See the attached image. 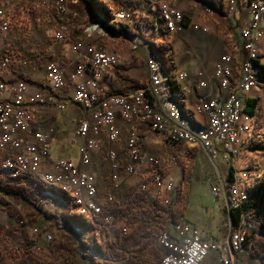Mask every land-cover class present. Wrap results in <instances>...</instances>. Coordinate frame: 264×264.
Returning <instances> with one entry per match:
<instances>
[{
    "label": "built area",
    "instance_id": "1",
    "mask_svg": "<svg viewBox=\"0 0 264 264\" xmlns=\"http://www.w3.org/2000/svg\"><path fill=\"white\" fill-rule=\"evenodd\" d=\"M127 1L128 5L119 6L116 9L119 14L131 15L134 19L138 4L148 5V2H157L158 8H163L167 24H172V35L181 33L186 28L185 14L177 4L170 0ZM262 3L264 0H247L250 17L239 29L246 57L244 84L240 88L242 92H246L247 85H250L251 80L254 79L250 77L248 69V62L253 53L250 39L255 32L264 29L262 26L264 18L261 17ZM205 6L212 9L207 4ZM27 11V6L22 3V9L18 10L16 17H11L9 21H0V35L12 32ZM227 13L228 15L233 14V12ZM150 16L154 20L157 19L156 12ZM66 20L68 19L64 9H56L44 17L46 25L55 26L54 38L62 45H69L79 61L75 69L69 72L66 66L57 61L49 62L46 73L51 80V85L48 89H39L30 93L31 83L27 78L21 75L6 77L11 70V58L8 55L0 58V150L4 153L0 168L10 167V175L13 177L26 174L37 176L43 181H63L64 184H69L70 190L74 191L75 208L94 216L97 232L102 233L103 238L112 240L115 239L118 230H122L123 233L130 231L131 224H128V215L137 214L140 207H135L133 211L124 214L121 212L105 214L103 206L97 200L99 194L97 185L92 175L86 170L92 161L94 152L102 151L106 154L111 163L114 181L122 176L139 175L142 178L143 174H152V182L149 185L153 189L152 198L157 200H161V197H166L167 194L172 195L175 191V184L164 173L161 160L149 154L142 146L136 128L137 119H143L138 100L133 103L114 102V92H112L111 98L100 101V89L96 85L99 80L103 79L105 73L117 64L116 53L103 47H97L95 43H88L84 39H71L70 32L64 30ZM146 63L150 64L149 84L139 85V88H152L158 96L157 118L152 129H146V132L155 131L156 127H163L178 132L183 137H192L201 142L200 152L206 155L213 169L211 192L221 201L228 220L231 222L230 211L235 206L245 203L242 192H232L231 183L227 181L229 163L234 158V152L239 151V144L233 141V133L241 132V129H235V117L236 115L244 116L243 101L238 95L231 101H221V97L215 94L212 88L200 98L195 106L197 113H208V120L197 121L200 125V132H192L188 129V121L181 120L173 109V104L170 107L166 106L169 97L164 91L161 71L154 63L151 50H148ZM229 65H231V59L227 52L217 61L212 74L208 75L204 68L198 71L202 79L197 87L203 88L208 86L209 82H217L222 89L226 90L228 81L232 80ZM179 74L182 94L185 95L192 91L186 85L189 72L179 71ZM79 77L82 79L78 80ZM68 79L75 81V93L72 99L82 110L76 130L77 135L82 138L80 156L78 161L72 158L52 161V170L46 171L44 162H49L51 140L56 128L50 127L47 131L32 129L33 110L37 105L63 109L65 105L55 97V92L66 87ZM114 106L121 109L123 119L131 126L122 151L127 159L124 163L121 162L120 153L115 147V143L122 137V131L116 122ZM103 129L107 131V142L99 138ZM28 136L34 139L28 140ZM171 160H176V157H172ZM108 200L113 202L114 196L110 195ZM170 205H172L171 202ZM162 213L165 222L160 227L157 238L158 244L164 249L161 264H202L211 250L218 251V264H239V253H245L253 258L250 254V247L246 245L248 237L252 236V240L264 239V229L257 231L246 229L245 218H250V216L245 210L242 212L239 234H232L231 228L229 235L222 241L204 237L199 227L183 218L171 226L169 213L167 211ZM42 233L45 241H54L55 235L52 231L46 229L42 230ZM254 259L259 264L261 263L259 259Z\"/></svg>",
    "mask_w": 264,
    "mask_h": 264
},
{
    "label": "crops",
    "instance_id": "2",
    "mask_svg": "<svg viewBox=\"0 0 264 264\" xmlns=\"http://www.w3.org/2000/svg\"><path fill=\"white\" fill-rule=\"evenodd\" d=\"M170 1L177 4V6L184 13L187 12L188 16L185 30L181 33H175L171 35L170 39L167 42L171 50V60L174 61V63L170 64L189 72V78L186 81V85L190 87L192 91L191 94L188 93L183 95L180 85V90L178 92L168 95L169 98L166 101V106L170 107L173 104V109L178 112L181 120L188 121V129L195 130L200 128L198 122H204L205 120H208V113L200 114L195 110L196 104L205 93L209 92L213 88L215 90V94L221 97V101H226V99L232 94V92H235L236 94L238 93L244 95L245 97H249L252 100H255L257 105V110L254 114L243 111L244 116L242 115L241 121L239 123V129H241L242 137H245V135H247L249 138L254 139V141L257 140L256 138H264V84L252 87L250 90H246V92H242L240 90L241 83L244 81V73H242L241 69L244 68L243 66L246 63L245 50L242 52V59L238 61L240 71L234 74L231 85L226 87V90L222 89L217 82H209L208 86L203 88L197 87L199 81L202 79V77L199 76L198 71L204 68L207 71L208 75L212 74L216 63L221 58V56L224 53L228 52L229 54L232 51L233 47L231 36L235 35L236 33V40H241L239 29L241 25L250 17L247 0H235V6L240 20L239 26L237 28H235V20L231 14L229 19L224 16L218 15L216 17H213L210 22H202L199 21V19H196V17L198 16H194L193 14L191 15L190 9L194 6L196 7V4H200L201 0ZM105 2L106 3L104 7H107L111 12L116 11L119 6L128 5L127 0H105ZM217 3L223 4L224 12H229V8H234V0H216V4ZM135 11L137 14L134 19L131 17V15H127L124 20L119 22L124 23V29L126 30L114 36V40H116L115 42H112L107 38H104L103 41H97L96 39H92L91 37L87 36H83L82 38L77 39H84L88 43H95L97 47H103L110 52L116 53L117 64L112 66L105 73L103 79L99 80L96 85L100 89V101L111 98L112 92H114L113 100L115 95L124 96L126 99V103H133L134 101L138 100L141 117H143V119H139V121L148 122L151 123L152 126H154L155 122L152 121V119L143 112L142 106L144 103L149 102V104L156 111L158 107V97L153 95L151 88H139V85L149 84V64L146 63L148 50H150L149 44L151 40H153L158 34H160L161 31H159L158 27H155V24H157V22L150 15L153 12H156V16L159 15L157 14L156 8L149 3L148 5L143 3L138 4ZM8 13L7 3L0 5V19L4 16H7ZM262 18H264V16ZM226 20H228L229 23L223 24ZM199 22L206 25H208V23L211 25H215L214 28L210 27L209 29L213 30L217 35L216 39L218 42L214 40V36L203 35L202 31L197 29V24H199ZM224 25H231L235 30V33H231L229 35V46L231 45L230 47L227 45L224 39ZM262 26L264 28V20L262 22ZM132 44L133 46L134 44H136V47L138 45V53H135L133 51ZM192 46L197 47L199 54L194 53L193 57H191V53V55L189 54L183 57L182 60L178 58L179 52H181L183 49H188L189 47L192 48ZM63 47H65V49L63 50L60 47H55L53 52L57 53L58 60H60L61 65L67 67L68 72L73 71L79 59L75 54H71L72 50L70 49L69 45ZM252 58L257 65V70L262 73L260 64L264 66V29H260L259 33L256 36V43L253 48ZM57 62L59 63V61ZM258 62H260V64ZM46 70L47 67L43 70L34 71V76L32 77V79H30V81L32 80L30 82V93L35 92L39 89L46 90L49 88V86L51 85V80L47 76ZM12 76L13 71H9L6 74L7 78H12ZM161 76L163 79L166 78V74L164 72L161 73ZM81 79V77L78 78V80ZM74 82L75 81L68 79L67 86L55 92V97H57L59 101L65 105L63 109H58L54 106L37 105L33 110L34 117L31 123V128L35 130L47 131L50 127H55L56 132L51 142L58 147H63L68 144L71 140V134L75 133L76 135V131H70L69 126L70 124H76L77 130V125L82 114L81 108L72 99L75 93ZM113 108L116 113L117 125L122 131V137L117 143H115V147L116 149H118L119 153H122L131 126L123 119L121 109L117 106H114ZM54 109H56L57 111H55ZM140 131L142 132L143 130ZM154 132L160 133V139L156 140L155 143L168 140V136L171 140L181 142L173 144L168 140L174 146L184 144L187 147L188 144L193 147H197L187 140H179L177 138V132L175 131L166 129L162 132L158 127H156V130ZM99 138L102 141L107 142L106 129H103ZM27 139L33 140L34 138L32 136H28ZM243 142L244 144L239 148L237 157L234 156V158L231 160V163H229L230 170L227 174L228 177L232 168L234 173H236L237 171L241 170L244 164L250 165L254 168V171L256 170L253 161L255 160L254 151L257 150H251L252 144L250 141L249 144L246 141ZM99 152H101V154H99ZM102 153L104 152L98 151L93 153L92 161L90 165L86 167V170L92 175L97 185L99 193L97 198L98 202L103 206L104 211H107V214H112L113 211H118L121 208V194H123L126 190V187L123 185L125 180H123L121 184V177L117 181H114L112 179L111 163L106 154L104 153V157ZM197 154H199V152H197ZM78 159L76 161H78ZM58 160L59 159L57 158L54 160L51 159L50 149V159L49 162H44V169L46 171H51L52 161L54 162ZM196 164L198 163L196 162ZM197 167H199V165ZM259 175V178L263 177L264 173H261ZM168 178H170L169 175ZM257 179L253 180L250 186L253 187ZM110 195L114 196L115 200L113 202H110L108 200V197ZM187 198V205L185 206L182 213L180 212V219L186 217L194 221L203 229L202 234L208 239H216L218 241L224 240L230 233L231 222L228 220V216L223 207H221L220 211H217L215 209V212H217L219 215L218 217L216 215L208 216L204 215L202 213V210L200 209L204 206L200 205V208L198 209L190 208L189 195ZM246 229H250V227L246 225ZM218 254L219 253L217 250H211L202 264H218ZM238 262L239 264H248V260H245L243 253L238 254Z\"/></svg>",
    "mask_w": 264,
    "mask_h": 264
},
{
    "label": "rangeland",
    "instance_id": "3",
    "mask_svg": "<svg viewBox=\"0 0 264 264\" xmlns=\"http://www.w3.org/2000/svg\"><path fill=\"white\" fill-rule=\"evenodd\" d=\"M39 1L40 0H0V5L4 3H7L8 5L9 20H11V17H16L18 10L22 9V3H24L25 6H27L28 8V11L25 13V15L20 18L18 24L12 32L0 35V58L3 55H8L11 58L10 71H13L12 77L21 75L30 81V79H32V77L34 76V71L45 69L49 62L56 60L59 61V63L61 64L60 60H58L57 53H54L53 50L55 47H60L63 50L65 49V47L63 46L66 45H62V43H59L54 38L53 33L55 26L51 27L44 23V17L47 15V13L54 12L57 8H55L53 5L48 7L41 6L39 4ZM51 1L52 3L54 2L53 0ZM65 1L67 7L65 14L68 20L64 22V30L65 32H70L71 39H77L82 38L83 36H87L91 37L92 39H96L97 41H103L104 38H107L110 39L112 42H115L116 40H114V36L118 33H121V28L124 29V23L119 22L112 24L108 29L104 30H101L100 27H95V22H97L99 18L102 17L101 15H98V10L101 11V7H98L97 4H91L88 0ZM90 4L96 6V10H94V13L98 15V20H92L91 15L93 13L89 10ZM205 4L211 6L212 9L208 6H204ZM228 11L234 12V8H229ZM184 14L185 21H187V12H185ZM190 14L198 16L196 17V19H199V21L202 22H210L213 17H216L218 15L224 16L228 19L230 17L227 12H224L223 4L217 3L215 6H213L207 0H201L200 4L198 3L196 4V7H192L190 9ZM231 15L233 16V14ZM58 20L59 19H57V21ZM226 23H229V21L226 20L223 24ZM111 27L118 28L120 30H116V32H114ZM210 27L214 28L215 25H211L209 23L208 25H206L202 24L201 22L197 24V29L202 31L203 35L214 36V40L217 41V35L214 33L213 30L209 29ZM223 28L224 39L227 45L229 46V35L231 33H235V30L232 28L231 25H224ZM235 35L237 34L235 33ZM132 49L135 53L139 52V47L138 45L136 47V44H134V46L132 44ZM191 53V57H193L194 53L199 54L196 46H192V48L189 47L188 49H183L181 52L178 53V58L182 60L183 57L189 54L191 55ZM71 54L73 55L74 53L71 51ZM171 61L174 63L173 60ZM189 94H191V92H189ZM54 110L57 111L56 109ZM137 125V132L140 137L143 148L149 154L155 155L161 160L164 173L169 175L170 179L175 184V191L172 195L167 194L166 197H161V200L158 199V203L160 205V212H157L151 205L153 189L151 188V185H149V183L152 182V174H143L142 178L139 175L121 177V184L122 181L125 180L123 185L126 187L125 192L121 194V206H123L122 204L127 203L129 201L131 196L130 193L133 190L140 188L146 191V197L144 199H140L139 201H135V203H133V207H141V209L138 211L136 218L138 220L141 219V224L146 227V237L149 242L148 251L152 253L153 259L157 261L158 259H161L164 253V249L158 244L157 238L159 235L160 227L165 222V217L162 213V209H164L165 205H170L171 202V204L174 206L175 212L177 211L176 217H178L179 220L182 211L187 205L188 195L190 208L198 209L200 208V205L204 206L200 209L202 210V213L204 215L208 216L216 215L218 217L219 215L215 211H220L222 203L211 192L210 187L213 180V169L206 155L200 152L201 149L188 144L187 147L184 144L174 146L173 144L181 142L171 140L168 136V140L173 144H171L168 140H165L164 142L155 143L156 140L160 139V133H156L154 131H145L146 129H152V124L148 122H141L139 121V119H137ZM69 127L70 131H76V124H70ZM140 130L143 131L141 132ZM70 139L71 140L69 141V143L63 147H58L57 145L52 144L51 142V159L54 160L57 158L60 160L72 158L76 161L79 158L82 145V138L78 137L77 133L76 135L74 133L70 135ZM256 139L257 140L254 141V139L249 138L247 135H245V137H242V140L246 141L248 144L251 142V150H257L254 151L255 160L253 161L256 170L254 171V168L247 164H244L241 168L250 172L252 180L254 175L264 173V138ZM185 151H187L186 156ZM197 152H199V154H197ZM99 154H101V152H99ZM102 155L105 157L104 153H102ZM119 155L121 162L124 163L127 161L124 154L120 153ZM3 157L4 153L0 150V163ZM172 157H176V160L172 161ZM196 162L198 164H196ZM198 165L199 167H197ZM229 170L227 174L229 173ZM249 190H252V186H250ZM47 207L51 208L49 207V205ZM18 223H20L19 219L12 217L6 209L0 207V243L5 244L9 248L17 247L21 243L22 239L16 227ZM131 224H133L131 225L130 229L132 231L133 227L136 225L133 223V221ZM36 226L41 228L39 235H36L33 232V228L31 229V233L35 236V238H38L39 236V241L41 245L44 246L42 250V255L47 258H51L54 256L56 257L54 251V244L63 242L66 238L65 234L60 231H54L52 229L50 230V225H45L44 222L38 223ZM135 228L136 227H134L133 231L136 230ZM46 229L52 231V233L55 235L53 241L54 244L52 246L43 242L44 239L42 230ZM68 253L70 255L67 253L66 255L71 256V259L76 264H80L83 261V256L81 255V253ZM244 257L245 260H248V264H259L254 259V257L251 258L245 253Z\"/></svg>",
    "mask_w": 264,
    "mask_h": 264
},
{
    "label": "trees",
    "instance_id": "4",
    "mask_svg": "<svg viewBox=\"0 0 264 264\" xmlns=\"http://www.w3.org/2000/svg\"><path fill=\"white\" fill-rule=\"evenodd\" d=\"M207 1L213 6L216 5V0ZM89 10L93 13L92 20L98 18V15L102 16L100 18L109 19L113 14L107 7H103L101 11L98 10V15H96L94 13L96 6L91 4ZM233 18L235 28H237L240 22L237 10L233 12ZM156 22L155 27H158L160 31L163 24L162 18L157 16ZM111 29L114 32L120 30L114 27ZM125 30L121 28L120 32ZM165 47L167 49L166 61L173 63L170 47L167 43ZM258 63L260 64V62ZM260 66L264 77V66L262 64ZM179 90L180 86H171L169 94H174ZM237 95L244 103V112L256 113L255 100L238 93ZM233 176L232 168L229 177ZM145 193L146 191L140 188L133 190L130 193L129 201L118 211H113L112 214L120 212L124 214L133 211L135 207H140H133V203L144 199ZM48 205L51 208H48ZM151 205L155 211L160 212V205L156 198H152ZM0 207L6 209L12 217L19 219L20 223L16 227L22 239L21 243L14 248L0 243V264H76L68 252L81 253L83 261L80 264H161V259L154 260L152 253L148 251L149 242L146 237V227L141 224V219L136 218L139 210L135 215H128V224L133 221L136 230L133 231L134 227L132 231L126 233L118 230L115 239H106L98 235L97 227L90 217L76 211L74 194L60 186L48 184L37 176L23 174L13 177L10 175V171H5L0 176ZM243 210L250 216V218H245L250 229L255 231L264 229V176L255 182L250 199L230 211L232 231L239 229ZM164 211L169 213V223L172 226L178 220L173 205H165L162 209V212ZM183 219L199 227L201 231L203 230L194 221L186 217ZM41 222L50 225V230L65 234V240L56 244L43 240L45 244L55 245L56 257H44L42 255L44 246L41 245L39 236L35 238L31 233L33 228V232L36 234L35 229L39 228L36 225ZM252 239V236H249L246 245L250 247L251 255L264 264V239ZM65 252L69 255H66Z\"/></svg>",
    "mask_w": 264,
    "mask_h": 264
},
{
    "label": "bare ground",
    "instance_id": "5",
    "mask_svg": "<svg viewBox=\"0 0 264 264\" xmlns=\"http://www.w3.org/2000/svg\"><path fill=\"white\" fill-rule=\"evenodd\" d=\"M53 1L54 2L52 3L51 0H40L39 4L41 6H44V7H48V6L53 5L57 9H64V13L66 12L67 7H66V1L65 0H53ZM88 1L91 4H97L98 7H101L100 9H102L106 3L105 0H92V1L88 0ZM148 3L156 8L157 14L162 18V21H163L160 34H158L153 40H151L149 47H150V50L153 52L154 63L156 64L158 69H160L161 73L164 72L166 74V78L165 79L162 78V80H163V85H164V91H165V93H167V96H168L169 95V88L171 86H180L181 85V79H180L179 71H185V70H183L181 68H177V67L171 65L170 63H167V61H166L167 49L165 47V44L167 43V40L172 35V24H167V17L165 15V13L163 12V8H158L157 2H148ZM112 13L113 14L109 19L99 18V20L97 22H95V24L93 23L95 25V27H100L101 30L108 29V27L111 26L112 24L121 22L122 20H124L127 17L126 14H119V12H117V10L113 11ZM263 16H264V3H262V5H261V17H263ZM0 21H9L8 14H7V16H4L3 18H1ZM258 33H259V31L255 32L253 34V37H251V39H250V47L252 50L255 46L256 36ZM231 39H232L233 49L228 54V56H230V59H231V65H229L230 79L233 78V76L236 72L240 71L238 61L242 59V52L245 50L243 40H239V41L236 40L235 35H232ZM245 64L243 66L244 68H245ZM244 68L241 69L242 73H244L243 72ZM248 69H249L250 77H254V79L251 80L250 85H247L246 90H250L252 87L259 86L260 84H264V79H263L262 73L259 70H257V65L254 62L253 58H251V60H249V62H248ZM149 72H150V64H149ZM231 82H232V80H229L228 85H226V87L230 86ZM242 84H244V81L241 83V88H242ZM151 90H152L153 95L158 97L156 95L154 89L151 88ZM236 95L237 94L235 92H232V94L226 99V101H231V99L235 98ZM114 101L115 102H122L123 101L124 103H126V99L122 95H115ZM142 110L148 117H150L152 119V121L155 122V120L157 118V111H155V109L149 104V102H146L143 104ZM175 112L178 113L176 110H175ZM241 117H242V115H236V117H235V129H239V123L241 121ZM158 128L162 132L166 130V128H163V127H158ZM191 131L192 132H200V128L195 129V130H191ZM177 138L179 140H187L191 144L201 148V142L198 141V139H195L192 137H183V135L179 134L178 132H177ZM233 141L235 144H239V148L242 147L244 142L242 140L241 132H234L233 133ZM238 153H239V151L234 152V156L237 157ZM0 170H1L0 171V176H1V174H3L5 171H10V167H1ZM259 176L260 175L254 176L253 180L259 178ZM253 180H252V177L250 175V172L245 170V169H241V170L237 171L236 173H234V176L232 178L227 176L228 183H231V191L232 192H242V196L244 197L245 202L247 200H249L251 197V191L249 189H250L251 182ZM44 181L48 184L60 186V187L64 188L65 190L74 194V191L70 190L69 184H64L63 181H53V180H44ZM75 209L79 213L90 217L92 219V221H94V216L88 215V213L84 212V210H79L78 208H75ZM245 225L250 227L246 220H245ZM40 231H41V228L35 229V232L38 235H39ZM232 234H239V229L232 231ZM98 235L103 236L102 233H99V232H98ZM100 259H102V258L100 257Z\"/></svg>",
    "mask_w": 264,
    "mask_h": 264
}]
</instances>
